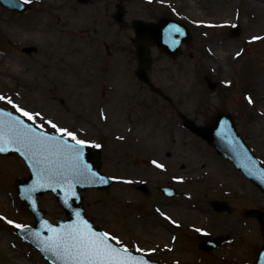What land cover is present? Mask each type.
Listing matches in <instances>:
<instances>
[{
  "label": "rangeland",
  "instance_id": "obj_1",
  "mask_svg": "<svg viewBox=\"0 0 264 264\" xmlns=\"http://www.w3.org/2000/svg\"><path fill=\"white\" fill-rule=\"evenodd\" d=\"M24 1L22 13L0 6V94L40 112L37 123L52 120L102 145L98 166L114 183L81 192L94 226L164 264H252L262 239L247 211H264V194L182 118L205 125L219 111L230 113L264 164V0ZM117 3L124 25L111 18ZM162 16L181 21L191 38L174 58L149 45L150 88L134 75L129 23ZM234 23L241 27L237 37L228 35ZM0 106L17 113L4 101ZM45 129L54 133L46 123ZM27 175L16 154L0 155V264H48L4 219L34 223L14 189ZM159 186L177 195L166 197ZM213 199L229 209L214 211ZM38 203L49 221L66 218L53 194ZM194 207L202 213L195 216ZM199 232L226 241L202 251Z\"/></svg>",
  "mask_w": 264,
  "mask_h": 264
},
{
  "label": "snow or ice",
  "instance_id": "obj_2",
  "mask_svg": "<svg viewBox=\"0 0 264 264\" xmlns=\"http://www.w3.org/2000/svg\"><path fill=\"white\" fill-rule=\"evenodd\" d=\"M179 32L180 28L173 27L169 38ZM252 39L259 40L261 37L254 36ZM172 42L175 43L174 40ZM0 101L11 105L20 114L14 115L0 108V153L7 151V146H12L24 155L33 173L38 177L37 183L40 187L46 185L53 191L61 189L63 203L72 210L75 217L58 226L41 221V227L45 228L49 235L41 238L39 231L32 234L39 239L43 251L50 253L59 264H147L142 256L134 255L119 236L98 231L82 215L81 210L72 209L70 200L78 198L75 190L77 185L108 183L109 178L94 171L84 159L86 148L99 149L102 145L92 140L81 139L76 131L61 127L52 120L37 123L43 119L42 114L21 107L11 97L0 94ZM248 102L252 103L251 98H248ZM45 123L55 134L45 130ZM152 163L157 167H164L155 160ZM41 181L44 183H40ZM36 190L34 185L28 191L31 193ZM4 219L16 229L31 233L28 225ZM172 223L175 224L176 221L173 220ZM136 251L144 250L137 248Z\"/></svg>",
  "mask_w": 264,
  "mask_h": 264
},
{
  "label": "water",
  "instance_id": "obj_3",
  "mask_svg": "<svg viewBox=\"0 0 264 264\" xmlns=\"http://www.w3.org/2000/svg\"><path fill=\"white\" fill-rule=\"evenodd\" d=\"M77 1L80 3H86L89 0ZM0 5L8 9H14L18 12L23 11L26 7L21 0H0ZM123 15V6L120 4L116 5V12L113 14L115 21L119 24L123 23ZM131 26L135 33V37L132 39V42L135 45L138 63L135 75L140 81L146 83L147 85H151L146 73V69L151 62V59L148 55L147 44H154L158 49L165 52L167 55L174 57L178 53L180 44L189 40L190 33L180 22L166 17L160 18L157 22L133 20L131 22ZM173 27L180 28L181 32L174 33L170 39L169 34L171 33ZM230 33L234 36L237 35L239 33V27H232ZM173 40L175 43L172 42ZM209 86L212 87L213 85L209 84ZM184 125L201 139L206 140L207 143L211 145L219 155L228 159L233 164V166L242 173L244 177L248 178L254 185L264 192V167L258 162L256 157L243 142L241 136L236 132L233 119L230 114L220 112L214 116L213 120L209 124L204 126L196 125L192 120L184 119ZM7 147L8 150L1 154L15 151L24 159L29 168V177L25 180L18 179L15 184V189L17 191L18 198L26 203L28 210L35 218V225L29 226L31 233L20 229H16V233L22 237V239L30 242L33 247L37 248L50 263L59 264V262L55 260V258L52 257L50 253L43 251L42 247L40 246L39 239H37L32 234L36 231H39L41 238L49 235L47 230L41 227V221L47 220L42 218L43 213L37 205L36 196L47 191H52L55 194L57 201L63 207L65 213L70 216L66 221H58L57 226L75 218L72 214V210L64 205L63 191L61 189L58 188L53 191L51 187H47L46 185L44 187H40V185L37 183L38 177L33 173V170L25 156L16 151L14 147ZM97 152L98 150L92 152L90 147L86 148L84 152V159L92 166L94 171L100 173L96 165V163L99 162ZM40 183L44 182L41 181ZM111 183L112 179L109 178L107 184L77 185L75 190L78 193V188H81V190H85L90 187L104 189L110 186ZM34 185L37 190L29 193V188L33 187ZM139 188L143 192L147 191L145 185L143 184L140 185ZM159 189L166 195H170L175 192L170 187H159ZM70 203L72 205V209L81 210L83 215L84 210L81 206L82 197L79 195V193L78 198H72ZM211 206L218 211L227 209L225 203L219 201H212ZM250 214L258 220L263 238V246L259 249L256 260L253 264H264V213L252 211ZM198 238L200 239V247L203 250L213 249L223 241V237L210 238L205 234L198 235ZM134 255L142 256L139 254ZM142 257L145 261H147V264H159L157 262L148 261L144 256Z\"/></svg>",
  "mask_w": 264,
  "mask_h": 264
},
{
  "label": "bare ground",
  "instance_id": "obj_4",
  "mask_svg": "<svg viewBox=\"0 0 264 264\" xmlns=\"http://www.w3.org/2000/svg\"><path fill=\"white\" fill-rule=\"evenodd\" d=\"M63 22H64V21H63ZM64 23H66V22H64ZM27 38H28V37H27ZM30 39H32V40L38 42L39 39H40V37L37 36V35H34V36H32ZM160 164L165 165L164 162H161ZM193 209L196 210V211L193 212V213L195 214V216H196V215H197V216L200 215V212H201V209H200V208H198V207H194ZM158 212H160V211H158ZM198 213H199V214H198ZM201 213H202V212H201ZM203 215H204V214H203Z\"/></svg>",
  "mask_w": 264,
  "mask_h": 264
}]
</instances>
